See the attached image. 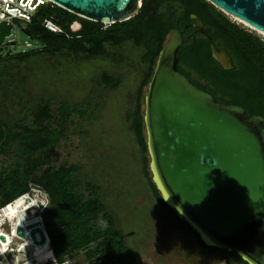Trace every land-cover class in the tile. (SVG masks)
Listing matches in <instances>:
<instances>
[{
	"label": "trees",
	"instance_id": "16d2710c",
	"mask_svg": "<svg viewBox=\"0 0 264 264\" xmlns=\"http://www.w3.org/2000/svg\"><path fill=\"white\" fill-rule=\"evenodd\" d=\"M193 16L202 23V34L194 31ZM44 20L54 22L72 39L66 41L64 37L44 31L41 27ZM73 23L79 29L76 33L70 32ZM105 26L45 4L23 28L29 38L41 41L45 49L14 59L23 61L32 57L48 64L49 59L54 62L74 54L83 60L113 59L117 50L128 45L139 51V62L146 72L138 90L135 110L129 117L131 130L144 156L143 165L148 152L144 89H147L158 54L173 29L188 37L177 53V70L194 86L211 94L216 102L241 107L249 116H260L264 120V40L255 32L232 23L205 0H143L135 17L110 25L103 31ZM210 44L227 52L232 70L222 69L212 58ZM3 69L1 66L0 71ZM2 78L4 76L0 74V103L11 101V94L5 97L3 93L7 84H2ZM99 83L112 86L115 78L103 73ZM71 108L68 103L60 102L53 111L48 102L40 101L29 111L31 119L25 118L19 125L8 126L0 117V157L6 158L0 167V208L26 194L30 186H35L48 198L42 220L57 263L80 256L83 263L100 258V264H137L102 203L91 194L85 196L78 188L73 177L75 168L51 166V153L62 136ZM73 108L77 110L76 106ZM54 124H57L56 128ZM144 177L154 197L160 199L146 170ZM86 189L91 190L92 186L87 183ZM179 230L191 231L196 237L186 222ZM203 249L199 250L201 254ZM227 255L240 259L233 252L228 251Z\"/></svg>",
	"mask_w": 264,
	"mask_h": 264
},
{
	"label": "water",
	"instance_id": "95a60500",
	"mask_svg": "<svg viewBox=\"0 0 264 264\" xmlns=\"http://www.w3.org/2000/svg\"><path fill=\"white\" fill-rule=\"evenodd\" d=\"M142 1L48 0L103 25L135 17ZM205 1L264 34V0ZM191 20L194 31L202 34V23L194 16ZM12 24L20 27L15 20ZM11 30L12 25L0 24V48L14 45H3ZM187 41L178 29L170 32L147 86L144 126L152 181L163 200L208 245L233 252L247 264H264V120L241 107L216 102L177 70V53ZM210 53L222 69H233L225 50L210 44ZM38 225L25 228L33 245L42 247L45 237ZM17 234L25 237L21 228Z\"/></svg>",
	"mask_w": 264,
	"mask_h": 264
},
{
	"label": "rangeland",
	"instance_id": "374dc122",
	"mask_svg": "<svg viewBox=\"0 0 264 264\" xmlns=\"http://www.w3.org/2000/svg\"><path fill=\"white\" fill-rule=\"evenodd\" d=\"M229 20L247 28L235 19ZM19 26H14L10 37L4 40V45L10 42L14 45L5 47L13 60L0 64L4 68L0 71L4 76L2 84H7L3 93L5 97L11 94V101L0 103V117L8 126H14L25 118L31 119L29 111L40 101L48 102L53 111L60 102L72 106L62 136L51 153V166L75 168L73 177L78 188L85 196L91 194L102 203L105 212L113 218L115 228L126 237V247L136 263L244 264L220 250L198 258L191 235L178 232L175 218L160 206L157 209L154 206L156 199L144 177L146 170L153 180L150 157L147 152L143 165L144 156L129 117L135 110L146 72L139 62L140 52L128 45L117 50L113 59L83 60L74 54L54 62L49 59L48 64L32 57L16 61L15 57L24 56L16 55L43 45L27 37L21 31L23 26ZM109 27L106 25L103 31ZM72 29L76 30L77 26L73 25ZM256 35L264 40L263 35ZM103 73L115 78L112 86L99 83ZM146 92L144 89L143 97ZM24 109L27 110L24 112ZM5 160L0 157V167ZM87 183L92 186L91 190L86 189ZM41 196V192L32 190L31 204L45 202ZM20 205L21 201L15 206ZM70 261L71 264H98L96 261L83 263L80 256Z\"/></svg>",
	"mask_w": 264,
	"mask_h": 264
},
{
	"label": "built area",
	"instance_id": "2783aa9c",
	"mask_svg": "<svg viewBox=\"0 0 264 264\" xmlns=\"http://www.w3.org/2000/svg\"><path fill=\"white\" fill-rule=\"evenodd\" d=\"M45 4L50 3L47 0H0V24L3 23L5 25H12L13 28L14 25L12 24V22L15 20L24 28L31 22L33 15L37 11V9ZM73 25L74 23L70 26V32L72 33L79 30L77 29L73 31ZM41 27L48 33L64 37L66 41H70L72 39L71 36L65 33L51 20H44L41 23ZM26 46L29 47V45ZM44 49L45 47L42 45L31 51L23 52L16 56L30 55L40 52ZM32 190L41 192V197L45 199V202L40 203L33 208L31 207V202L32 200H34V198L31 197ZM17 201H21L20 207H18L16 210V213H18V215H21L24 220V225L21 226H18V224L13 221V219L15 218H9L10 211H8V209L15 208V203ZM47 207L48 198L46 194L39 188L30 186L29 191L26 194L0 208V264H39L34 253L35 249L38 246L33 245L29 236L30 230H27L25 228V226L31 224L29 223L31 221H34V223H39L36 228L41 229V231L43 232L45 237V244L49 248V253H52L42 220V215L45 213ZM36 219H38V221H35ZM17 228H21L23 230V234L25 235L24 238H21L17 234ZM34 236L36 241H39L38 233H35ZM52 257L53 263L50 261L51 259H48L45 261V264H59L56 262L53 254ZM95 261L98 262V264L101 263L100 258H97ZM70 262V260H67L61 264H71Z\"/></svg>",
	"mask_w": 264,
	"mask_h": 264
},
{
	"label": "flooded vegetation",
	"instance_id": "af4514ba",
	"mask_svg": "<svg viewBox=\"0 0 264 264\" xmlns=\"http://www.w3.org/2000/svg\"><path fill=\"white\" fill-rule=\"evenodd\" d=\"M4 45V44H3ZM7 52V50L5 49V47H2V48H0V62H2V61H6V60H11L12 59V56L9 54L8 56H6L5 55V53ZM156 186V185H155ZM157 188V187H156ZM158 190V189H157ZM152 191V190H151ZM158 194H159V196H160V199L159 198H155L156 199V203L154 202V206H156L155 208L157 209V207H159L160 206V208H162V209H165L166 211H168L174 218H175V220L174 221H176V224H174L175 225V229L178 231V232H180V230H179V227H180V225L183 223V222H186L187 223V221L184 219V217L182 216V215H180L178 212H177V210L176 209H174L173 207H171L166 201H164L163 200V198H162V195H161V193H160V191L158 190ZM156 204V205H155ZM141 209V208H140ZM188 224V223H187ZM189 225V224H188ZM190 226V225H189ZM190 228H191V230L192 231H194L195 233H196V237L198 238V239H200V242L201 243H199L198 242V240H197V238L191 233V231H187V232H180V233H188V234H190L191 235V237L193 238V240H194V243L196 244V249H195V255L198 257V258H206L207 256H209L210 254H213V252H215V251H217V250H215V247H212V246H210V245H208L201 237H200V235L193 229V227H191L190 226ZM120 233H121V231H120ZM122 234V233H121ZM123 236V235H122ZM125 236H123V239H124V242H125ZM128 238H129V236H128ZM203 248H205V249H203ZM200 249H203L204 250V253H200L199 252V250ZM217 249V248H216ZM218 250H220V249H218ZM220 251H222V252H224V253H226L227 254V250H220ZM130 252V251H129ZM131 253V252H130ZM240 261H242L241 259H239Z\"/></svg>",
	"mask_w": 264,
	"mask_h": 264
},
{
	"label": "bare ground",
	"instance_id": "6f19581e",
	"mask_svg": "<svg viewBox=\"0 0 264 264\" xmlns=\"http://www.w3.org/2000/svg\"><path fill=\"white\" fill-rule=\"evenodd\" d=\"M48 1V0H47ZM238 21V20H236ZM77 30V29H76ZM75 31V30H73ZM264 36V34H261ZM41 201V200H40ZM20 201H17L15 203V205L19 204ZM32 205V204H31ZM16 210H17V207L15 206V208H12V209H8L9 212V218L10 219H13L14 222H16L18 224V226H21V225H24V220H23V217L22 216H18L17 213H16ZM35 221H38V219H36ZM32 222L34 223V221H31L29 223L32 224ZM30 225V224H28ZM26 227V226H25ZM49 248L47 247V245H43L42 247H37L34 251L35 253V257L37 258L39 264H45V261L48 260V259H51L50 261L53 263V257H52V253H49Z\"/></svg>",
	"mask_w": 264,
	"mask_h": 264
},
{
	"label": "clouds",
	"instance_id": "9594fccd",
	"mask_svg": "<svg viewBox=\"0 0 264 264\" xmlns=\"http://www.w3.org/2000/svg\"><path fill=\"white\" fill-rule=\"evenodd\" d=\"M33 201V200H32ZM37 205V202L35 203V204H33V205H31V207L33 208V207H35Z\"/></svg>",
	"mask_w": 264,
	"mask_h": 264
}]
</instances>
